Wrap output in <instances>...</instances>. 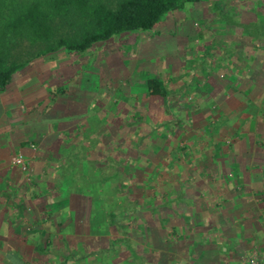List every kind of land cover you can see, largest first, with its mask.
Wrapping results in <instances>:
<instances>
[{"label":"rangeland","instance_id":"obj_1","mask_svg":"<svg viewBox=\"0 0 264 264\" xmlns=\"http://www.w3.org/2000/svg\"><path fill=\"white\" fill-rule=\"evenodd\" d=\"M166 17L161 32L50 65L73 80L52 115L55 142L35 146L38 166L26 160L22 190L6 196L19 207L4 264H238L264 246V0H205ZM34 52L18 41L14 59ZM152 76L167 97L150 95Z\"/></svg>","mask_w":264,"mask_h":264},{"label":"trees","instance_id":"obj_2","mask_svg":"<svg viewBox=\"0 0 264 264\" xmlns=\"http://www.w3.org/2000/svg\"><path fill=\"white\" fill-rule=\"evenodd\" d=\"M202 1L0 0V91H6L14 76L33 59L63 49L70 53H84L96 43L133 31L154 32L168 14L184 8L188 3ZM259 31L256 36L264 35V31ZM24 40H28L36 52L27 61L16 60L14 53L18 41ZM147 84L152 96L167 97L169 94L159 78L148 79ZM72 159V164L80 163L78 158ZM117 176L116 172L103 181L109 182ZM133 210L128 212L133 213ZM109 217L111 224L118 225L119 215L116 212L112 211ZM116 249L112 245L100 253L107 255L116 252ZM130 249L138 258L134 248L130 246ZM96 254L99 255H90Z\"/></svg>","mask_w":264,"mask_h":264},{"label":"crops","instance_id":"obj_3","mask_svg":"<svg viewBox=\"0 0 264 264\" xmlns=\"http://www.w3.org/2000/svg\"><path fill=\"white\" fill-rule=\"evenodd\" d=\"M166 18L161 23L158 31L161 32L164 29ZM260 26L264 28V24ZM261 31H264V29ZM247 34L250 35V33ZM254 37L256 40L259 38L264 40V35L262 34L257 36L259 38ZM143 41L145 40L142 39ZM65 53L70 52L63 49L56 53L33 59L26 68L20 71L21 73L18 76L15 75L13 82L6 91H0V240L7 239L10 231L13 230L10 226L13 223V218H11L13 216L9 214L10 206L19 207V203H14L10 199L11 197L8 198L6 196H9L11 191H21L25 181V174L22 168L14 165L15 157L22 155L27 162L29 161L32 166L37 167L38 159L40 158L34 152L36 151L35 146L40 144V147H43L44 142H55L52 133L56 127L58 128L62 125L58 120H52V115L53 112L55 114V111L56 113L60 111L58 109L60 97L58 96L59 94H64L63 97H65V93H67L63 89L62 84L66 80H73L70 75L74 72L73 68L66 67L64 70L62 68L53 69L50 65L53 61L63 58V56L65 57ZM41 61L42 69H40L41 66L38 64ZM38 69L40 72H37ZM23 77H25V81ZM61 77L64 78L61 79ZM151 78L153 76L146 79ZM83 79L85 80L84 77ZM261 79L264 81V69L259 73V80ZM95 88L93 86L91 94L97 95L100 93V88L98 90H95ZM60 90L63 93H59ZM258 95L260 96V92H258ZM64 114L68 118L76 116L73 112L68 113L66 111ZM1 245L2 243L0 242V254L4 252V250L2 251L3 245ZM4 253L8 255V252ZM4 262H1L0 258V264H4Z\"/></svg>","mask_w":264,"mask_h":264},{"label":"built area","instance_id":"obj_4","mask_svg":"<svg viewBox=\"0 0 264 264\" xmlns=\"http://www.w3.org/2000/svg\"><path fill=\"white\" fill-rule=\"evenodd\" d=\"M14 165L21 167L24 171L27 170V163L22 155L15 157ZM238 264H264V246L253 248Z\"/></svg>","mask_w":264,"mask_h":264}]
</instances>
